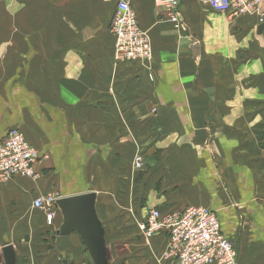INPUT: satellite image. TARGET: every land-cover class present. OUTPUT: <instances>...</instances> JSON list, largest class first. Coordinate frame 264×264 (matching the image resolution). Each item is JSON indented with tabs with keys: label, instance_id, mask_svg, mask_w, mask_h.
Returning a JSON list of instances; mask_svg holds the SVG:
<instances>
[{
	"label": "crops",
	"instance_id": "0c3cea01",
	"mask_svg": "<svg viewBox=\"0 0 264 264\" xmlns=\"http://www.w3.org/2000/svg\"><path fill=\"white\" fill-rule=\"evenodd\" d=\"M118 1L0 0V139L20 129L48 157L36 181L0 179V264H68L79 246L88 252L77 233L61 246L59 209L51 228L33 208L43 195L87 192L97 197L106 250L129 248L109 252L108 264H169L165 238L145 239L138 224L152 209L190 206L217 212L239 264L249 239L256 260L264 254V0L259 15L234 21L209 0H182L187 32L155 0H129L154 56L116 66Z\"/></svg>",
	"mask_w": 264,
	"mask_h": 264
},
{
	"label": "built area",
	"instance_id": "2783aa9c",
	"mask_svg": "<svg viewBox=\"0 0 264 264\" xmlns=\"http://www.w3.org/2000/svg\"><path fill=\"white\" fill-rule=\"evenodd\" d=\"M182 0H155V5L165 11L167 21L175 30L187 32L181 10ZM263 0H209L208 6L215 13L237 18L259 15ZM111 23L114 36V63L116 66L140 62L148 65L153 60L152 40L139 24L137 13L129 0H119ZM48 157L42 156L20 129L11 128L0 139V179L18 178L36 181L39 178L36 165ZM135 168L142 169L143 156L135 159ZM56 195L35 199L33 208L46 215L51 224L57 216ZM141 235L154 240L164 235L167 247L161 260L169 264H239L233 242L225 236L217 212L202 206H190L183 212L164 213L152 209L138 224Z\"/></svg>",
	"mask_w": 264,
	"mask_h": 264
},
{
	"label": "water",
	"instance_id": "95a60500",
	"mask_svg": "<svg viewBox=\"0 0 264 264\" xmlns=\"http://www.w3.org/2000/svg\"><path fill=\"white\" fill-rule=\"evenodd\" d=\"M263 30L264 24L259 28V31ZM96 202L97 197L91 192L61 198L57 202V207L63 215V224L58 240L61 246L65 247L69 243L70 236L77 233L86 244L93 263L108 264L104 228L95 212ZM6 251L12 256V247H7Z\"/></svg>",
	"mask_w": 264,
	"mask_h": 264
},
{
	"label": "rangeland",
	"instance_id": "374dc122",
	"mask_svg": "<svg viewBox=\"0 0 264 264\" xmlns=\"http://www.w3.org/2000/svg\"><path fill=\"white\" fill-rule=\"evenodd\" d=\"M259 98V101H257V99H256V101H257V103H259V105H260V107L262 108V109H264V95H261V96H259L258 97ZM262 117H261V119H262V121H263V124H264V111L262 112V115H261ZM261 129H263L264 130V128L263 127H261ZM260 146L261 147H263L264 148V140L263 139H261V143H260ZM143 168V167H142ZM137 170V169H136ZM141 170V169H140ZM50 195H53V196H57V197H59L56 193L55 194H50ZM43 196H48V195H43ZM57 213H59V210H58V212ZM52 223H54V222H52ZM48 224V225H50L49 227H51V228H53L52 226H53V224ZM142 237H144L143 235H141ZM139 237V236H137L135 239H139L140 241H142L143 239H142V237ZM226 236V235H225ZM161 237H163V238H165V243H166V245H167V238L164 236V235H162V236H159V237H156V238H161ZM107 238L110 240V242L113 244V242H115V240H116V238H117V234H111V233H109V235H107ZM229 238V237H228ZM113 239H115V240H113ZM230 239V238H229ZM154 240H156V239H154ZM231 240V239H230ZM58 241V240H57ZM74 241H76V243H81L82 244V241L81 240H79V237H77V236H75V240ZM143 241H145V240H143ZM153 241V240H152ZM232 241V240H231ZM52 242H54V244L53 245H55V247H57V242H55V240H52ZM233 242V244L235 245V247H236V244H235V242L234 241H232ZM111 244V245H112ZM157 245V244H156ZM158 246V249H160L161 248V246H159V245H157ZM254 246V244H253V240L252 241H250V239L248 240V242H247V245H246V248H244V250H245V252H244V256L242 257V262H240V264H256V262L257 263H261L262 262V260L264 259V254L262 253V252H260L261 254H259L258 255V257L256 258V260H254V257L251 255V254H249V250H250V247H253ZM76 247V246H75ZM129 249V248H128ZM128 249H125L123 246H116V247H112V249H111V247H110V249L108 248V250H107V255L109 254V252H110V254L112 255V258H115V256H117V255H122V254H124L125 252H126V250H128ZM131 250H132V254L133 255H136L135 254V252H136V249L138 250L139 248H130ZM154 250V253H155V249H153ZM236 250H237V254H238V256H239V250L237 249V247H236ZM262 250V249H261ZM149 252V251H148ZM149 255H151V256H153L152 254H149ZM109 256V255H108ZM125 257H126V255H125ZM64 260H67V259H64ZM68 261V260H67ZM69 263L68 264H93V261H92V258H91V255L89 254V251L87 252V250H85V247L82 245V246H79V249L77 250V248H76V252L74 253V254H71V261H68Z\"/></svg>",
	"mask_w": 264,
	"mask_h": 264
},
{
	"label": "trees",
	"instance_id": "16d2710c",
	"mask_svg": "<svg viewBox=\"0 0 264 264\" xmlns=\"http://www.w3.org/2000/svg\"><path fill=\"white\" fill-rule=\"evenodd\" d=\"M94 264V263H93Z\"/></svg>",
	"mask_w": 264,
	"mask_h": 264
}]
</instances>
